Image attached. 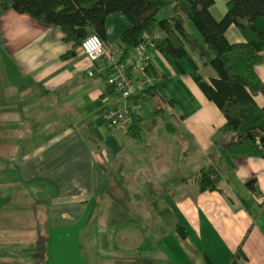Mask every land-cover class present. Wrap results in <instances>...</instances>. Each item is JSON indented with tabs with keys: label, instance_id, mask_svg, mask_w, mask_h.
<instances>
[{
	"label": "crops",
	"instance_id": "obj_1",
	"mask_svg": "<svg viewBox=\"0 0 264 264\" xmlns=\"http://www.w3.org/2000/svg\"><path fill=\"white\" fill-rule=\"evenodd\" d=\"M227 1L215 0L211 6L216 18L227 11ZM182 16L210 58L200 31ZM253 23L264 31L263 16ZM106 25L112 58L132 62L135 49H126L121 40L130 19L118 11L107 17ZM63 36L59 26L0 0L1 69L23 123L17 173L0 178V186L14 184L15 207L24 183L42 181L56 190L49 214L72 221L63 231H80L97 203L123 202L124 208L113 210L115 219L125 213L112 223L118 234L112 256L118 264H264V157L235 156L234 167L229 166L222 147L237 139L238 132L222 130L227 118L197 84L192 62L149 48L152 80L163 84L167 99L158 89L132 98L133 123L113 130L108 121L120 97L107 79L110 59L106 64L93 61L80 46L74 56L63 58L73 47ZM226 36L231 42L246 40L235 24ZM192 55L204 77L217 74L198 51ZM262 55L256 70L264 80V50ZM255 98L264 104L263 94ZM211 163L220 168V189L201 190L194 177ZM11 211L0 203V224L19 217L17 210ZM94 222L103 224L99 214ZM30 226L27 232H32Z\"/></svg>",
	"mask_w": 264,
	"mask_h": 264
},
{
	"label": "trees",
	"instance_id": "obj_2",
	"mask_svg": "<svg viewBox=\"0 0 264 264\" xmlns=\"http://www.w3.org/2000/svg\"><path fill=\"white\" fill-rule=\"evenodd\" d=\"M3 1L41 22L59 26L64 33L63 39L73 43L72 49L64 53L63 58L74 56L76 48L92 32L98 33L105 41L107 17L114 12L124 13L131 21V26L121 36L126 49H135L145 31L162 30L163 35L156 40L155 47L175 59L186 57L192 62V75L197 84L227 118L222 130L238 132L237 139L222 147L229 166L234 167L235 156L264 157V104L260 105L255 98L259 93L264 96V80L256 70V65L263 59L264 31L257 29L253 23L256 18L264 17V0H228L227 11L221 18H216L211 11L215 0H176L179 10L164 17L157 14L169 4V0ZM182 13L200 31L206 50L212 54L210 58L187 31ZM231 24L241 30L245 41L231 42L227 38L226 30ZM196 51L205 64L212 65L217 73L215 76L204 77L199 72L192 55ZM163 88V84L154 83L148 90H160L161 97L166 100ZM256 132L259 134L256 135ZM194 179L201 190H219L222 174L220 168L211 163L202 166ZM178 228L185 235L181 224ZM47 240L48 237L40 234L34 247H45Z\"/></svg>",
	"mask_w": 264,
	"mask_h": 264
},
{
	"label": "rangeland",
	"instance_id": "obj_3",
	"mask_svg": "<svg viewBox=\"0 0 264 264\" xmlns=\"http://www.w3.org/2000/svg\"><path fill=\"white\" fill-rule=\"evenodd\" d=\"M169 1L168 5L159 10L157 14L159 17L179 10L176 0ZM1 66L0 58V117H7L6 120L0 119V167H2L0 178L7 176L10 179L17 173L16 163L22 154L20 143L23 123L19 117L21 114L19 102L17 103L15 94H10L11 88L6 87L9 80ZM26 150L27 148L24 149ZM5 166L8 168L5 169ZM41 182L34 180L33 183L22 185V190H19L17 195V207L11 192L14 184L0 186V203L2 205L6 203L7 212L11 210L19 212V217L1 220L0 264H118L112 256L117 246L118 235L112 223L122 219L125 213H121L115 219L113 210L124 208L123 202L103 200L95 205L87 227L80 231L76 227L63 231L62 228L68 221L70 223L72 221L61 218L59 214H49L51 212L49 201L56 190L51 186L45 187ZM20 187L18 184V189ZM98 214L104 225L96 226L94 221ZM29 225L30 227L34 225L32 232H27ZM39 231L41 235L48 237L43 248L34 247Z\"/></svg>",
	"mask_w": 264,
	"mask_h": 264
},
{
	"label": "built area",
	"instance_id": "obj_4",
	"mask_svg": "<svg viewBox=\"0 0 264 264\" xmlns=\"http://www.w3.org/2000/svg\"><path fill=\"white\" fill-rule=\"evenodd\" d=\"M162 35L163 31L158 28L145 31L135 46V58L132 62L112 58L107 43L96 32L90 33L82 40L80 47L91 60H101L106 64L110 59L107 79L120 97L119 106L108 121L111 129L126 130L133 123L135 112L131 99L145 93L154 84L149 73L152 66L149 48H156V40ZM135 70L139 71L138 76L135 75Z\"/></svg>",
	"mask_w": 264,
	"mask_h": 264
},
{
	"label": "water",
	"instance_id": "obj_5",
	"mask_svg": "<svg viewBox=\"0 0 264 264\" xmlns=\"http://www.w3.org/2000/svg\"><path fill=\"white\" fill-rule=\"evenodd\" d=\"M259 133L258 132H256V135H258Z\"/></svg>",
	"mask_w": 264,
	"mask_h": 264
}]
</instances>
